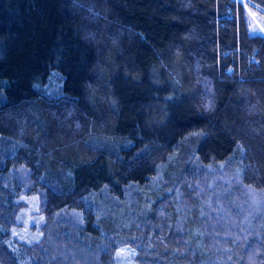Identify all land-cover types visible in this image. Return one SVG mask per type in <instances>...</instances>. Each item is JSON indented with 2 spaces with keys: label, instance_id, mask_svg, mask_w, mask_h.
Returning a JSON list of instances; mask_svg holds the SVG:
<instances>
[{
  "label": "trees",
  "instance_id": "16d2710c",
  "mask_svg": "<svg viewBox=\"0 0 264 264\" xmlns=\"http://www.w3.org/2000/svg\"><path fill=\"white\" fill-rule=\"evenodd\" d=\"M252 4L264 9V0H0V264H37L54 248L51 218L33 242L13 236L20 189L38 190L46 215L82 210L95 233L90 193L143 183L167 155L180 160L184 136L196 137L193 160L234 159L243 183L264 186V33L249 30ZM198 246L165 237L148 255L196 264ZM247 246L245 261L264 264V240ZM98 256L111 264L112 249Z\"/></svg>",
  "mask_w": 264,
  "mask_h": 264
},
{
  "label": "rangeland",
  "instance_id": "374dc122",
  "mask_svg": "<svg viewBox=\"0 0 264 264\" xmlns=\"http://www.w3.org/2000/svg\"><path fill=\"white\" fill-rule=\"evenodd\" d=\"M246 7L249 30L264 33V9L253 4ZM49 79L46 87L53 90L59 74ZM195 138L184 136L179 161H170L167 155L164 167L158 164L143 183H126L121 196L106 187L91 192L95 233L83 229L82 210L63 206L46 215L40 209L41 193L20 189L13 236L33 242L42 236L44 223L51 218L50 227H56L57 234L48 238L54 248L37 252V264H100L98 254L108 248L112 249L111 264H142L140 251L146 255L144 264H164L161 250L151 257L148 254L165 237L168 243L187 244L192 251L205 246L197 254L196 264H238L242 258L247 263L243 256L251 257L247 245L256 238L264 240V186L243 183L234 159L193 160ZM27 174L19 171L25 182ZM156 187L155 198L148 194L149 202L144 204V193ZM151 201H155L156 212L154 205L152 210L148 207Z\"/></svg>",
  "mask_w": 264,
  "mask_h": 264
}]
</instances>
